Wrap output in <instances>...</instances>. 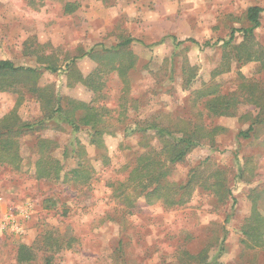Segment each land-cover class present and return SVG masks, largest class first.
<instances>
[{"label": "rangeland", "instance_id": "rangeland-1", "mask_svg": "<svg viewBox=\"0 0 264 264\" xmlns=\"http://www.w3.org/2000/svg\"><path fill=\"white\" fill-rule=\"evenodd\" d=\"M255 6L264 8V0H0V61L36 69V87L56 93L67 108V100L110 110L123 105L110 115L103 134L106 163L89 145L84 127L75 133L54 120L20 137L19 172L0 166V222L10 208L28 203L32 212L21 233H0V264H20L21 245L35 253L34 261L25 264H46L48 258L51 264H264V246L246 248L241 232L254 208L264 217V121L253 125L248 140L238 136L258 113L243 95L247 86L256 85L264 103V67L236 63L224 46L232 30L250 27L246 12ZM259 22L254 37L261 49L264 12ZM235 36L231 46L243 41L241 34ZM125 39L134 40L123 50L136 59L127 75V94L113 72L103 77L106 98L97 100L76 74L86 78L108 65L106 51ZM122 56L116 62H126ZM48 59L56 73L43 69ZM21 89L0 92V119L14 110L21 95L17 115L35 123L41 104ZM204 92L236 100L233 115L215 116L206 103L212 97L199 96ZM123 111L118 124L116 116ZM182 120L221 132L213 147H197L174 165L169 180L184 183L193 170L211 180L219 172L231 196L224 201L196 188L187 204L173 209L144 198L135 201L134 209L118 203L110 182L127 177L146 144L159 148L155 131L143 134L137 125L156 121L173 132ZM41 139L53 142L63 174L76 168V152L83 149L97 180L79 188L36 180ZM126 192L134 196L132 188ZM50 234L62 240L54 250L47 241Z\"/></svg>", "mask_w": 264, "mask_h": 264}, {"label": "trees", "instance_id": "trees-1", "mask_svg": "<svg viewBox=\"0 0 264 264\" xmlns=\"http://www.w3.org/2000/svg\"><path fill=\"white\" fill-rule=\"evenodd\" d=\"M263 12L264 8L250 7L246 12V20L250 27L231 31L229 40L224 46L228 47L227 51L236 63L245 65L258 62L261 67H264V48H258L259 46H257L254 37L255 30L260 26V15ZM236 33L241 34L243 41L240 44L231 46ZM173 41L176 40L173 39ZM133 42V39H125L117 45L114 51H106L103 59L108 58L110 60L109 64L101 66L86 78L76 74L77 81L96 94L97 100L106 98L102 94L104 88L103 77L113 72H117L118 77L123 82V91L126 96L129 88L127 75L130 70L135 68L136 59L123 49ZM192 43L195 44L196 42ZM183 44L184 42H177L176 46H182ZM33 52L35 53V51ZM119 54H126L121 58H125L127 61L116 62ZM88 55L92 57L93 54L89 52ZM38 60L40 61L41 58H38ZM75 60L76 58L72 59L71 62L74 63ZM45 64L47 65L43 68L45 71L50 73L58 71L50 59ZM39 77L40 73L36 69L16 66L9 60L0 61V92H10L15 91L13 89L25 87L29 94L36 97L42 108L40 120L32 124L22 122L16 111L22 100L20 95L14 110L0 119V166H6L10 171L19 172L22 161L19 150L20 137L28 132H34L35 129H42L47 123L54 120H60L63 124L69 125L75 133L83 127L88 129L89 145L95 148L100 154V160L106 163V147L103 134L110 127V115L117 113L116 109H121L123 105L120 104V106L110 110L105 105L98 107L92 103L86 104L67 100L70 104V107L67 108L66 105H62V98L58 97L56 93L47 88L36 87L35 82ZM14 86L16 88H13ZM245 90L246 92L243 95H246L251 104L258 109L257 117L252 120L251 126L246 131L238 134L243 140H248L253 132V125L261 124L264 121V103H260L262 102L260 97L262 91L256 85L247 86ZM199 96L204 99L212 97L206 103L208 110L215 116L228 117L233 115L232 107L236 101L233 98L216 97L211 92L199 93ZM123 115L124 111L116 116V123L123 122L121 121ZM179 123L181 126L173 132L167 127H162L156 121H146V124L137 125L143 134H147L148 131H155L156 137L154 140L157 141L159 148L146 144L145 151L134 158L133 164L128 169L127 177L121 182L117 180L110 182L112 196L118 199V203H121V205L126 204L125 206L128 205L127 208L134 209L136 207L135 201L144 198L147 203L161 202L166 209H173L187 204L196 188L203 189L208 194L222 198L224 201L231 196V191L226 187L225 179L219 172H213L211 180H202V174L197 170L191 171L184 183L169 180L174 165L182 163L186 156L197 147L205 144L213 147L214 138L217 132L220 131L219 128L208 130L207 127L193 126L183 120ZM174 134L179 135V137L176 138ZM53 145V142L48 140L41 139L38 141L34 171L36 180L61 181L66 186L73 185L78 188L97 180L96 172L89 161L83 158V149L76 152L78 161L76 168L63 174V166L53 156ZM129 188H132L134 196L126 192ZM241 232L244 238L242 244L246 248H261L264 246V217L257 213L255 208ZM47 241L51 242L49 244L51 250L56 248L58 242H62L61 238L56 239L51 234ZM34 259L35 253L31 247L21 245L18 248L17 260L20 264L33 262ZM46 264H51L49 258Z\"/></svg>", "mask_w": 264, "mask_h": 264}, {"label": "built area", "instance_id": "built-area-1", "mask_svg": "<svg viewBox=\"0 0 264 264\" xmlns=\"http://www.w3.org/2000/svg\"><path fill=\"white\" fill-rule=\"evenodd\" d=\"M31 212L32 208L28 203L18 208H10L0 222V233L7 231L21 233L23 231L22 224L29 220Z\"/></svg>", "mask_w": 264, "mask_h": 264}]
</instances>
